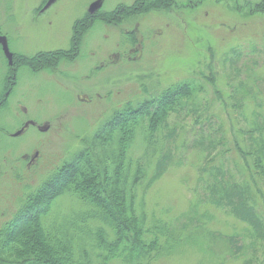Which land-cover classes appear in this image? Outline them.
Listing matches in <instances>:
<instances>
[{"label":"rangeland","instance_id":"rangeland-1","mask_svg":"<svg viewBox=\"0 0 264 264\" xmlns=\"http://www.w3.org/2000/svg\"><path fill=\"white\" fill-rule=\"evenodd\" d=\"M48 1L0 0V93L9 56L67 50L77 20L136 0ZM173 1L168 10H150L120 24L96 22L83 35L76 58L53 69L20 67L17 74L12 70L14 77L9 73V90L0 102V234L24 209L25 198L81 153L83 139L108 128L115 112L151 102L171 86L195 82L203 88L195 100L198 112L168 118L146 170L150 179L155 161L163 160L160 176L140 182L133 202L146 227L166 223L171 235L198 233L204 244H184L152 264H246L252 255L264 264V239L242 238L246 226L211 203L202 181L207 178L203 169L220 163L230 183L245 177L264 221V179L244 168L234 147L237 142L246 150L243 133L251 128V113L259 112L257 103L264 107V15L249 13L260 0ZM26 122L39 130L28 126L13 137ZM169 129L172 137L166 136ZM220 137L214 159L205 161L207 141ZM138 142L129 153L135 158ZM35 152L38 159L28 167L26 158ZM234 163L243 165L244 176ZM77 209L72 199L56 197L48 221ZM234 236L236 246L246 247L243 255L231 254L227 238Z\"/></svg>","mask_w":264,"mask_h":264},{"label":"trees","instance_id":"trees-1","mask_svg":"<svg viewBox=\"0 0 264 264\" xmlns=\"http://www.w3.org/2000/svg\"><path fill=\"white\" fill-rule=\"evenodd\" d=\"M171 6H175L173 0H136L130 6H118L110 12L95 10L87 13L73 24L67 50L39 52L32 57L12 56L16 66L6 65L0 102L11 83L9 73L12 76V68L48 71L61 61L76 58L83 35L96 22L120 24L150 10H168ZM250 6V14L264 15V0ZM200 93L203 94V88L196 86L195 82L171 86L151 102H144L137 108L118 110L106 125L108 128L103 127L83 139L81 153L66 165H61L43 187L26 197L24 209L3 228L0 234V264H152L184 244H204L198 233L195 236L192 232L184 234L185 231H181L178 235H171L166 223L155 222V225L146 227L144 217L137 214L133 202L136 186L147 179L146 170L155 154L156 135L162 128L168 129L166 122L172 114H196L201 105H196L195 100ZM237 107L242 109V106ZM256 107L259 112L251 113V128L243 133L248 135L246 150L241 149L237 142L234 147L244 168L248 167V172L264 179V111H260L264 107L258 103ZM168 134L166 136L172 137L174 130L169 129ZM136 140L139 141L135 148L140 154L138 158L129 154ZM222 140L223 137L209 138L204 146L205 161L214 159L213 152ZM197 144L202 146L204 141ZM226 152L220 151L215 156ZM163 162L155 161V172L147 182L160 176ZM234 166L244 176L241 171L243 165L234 163ZM250 167L254 171L251 172ZM203 171L207 173V178L202 181L206 184L205 190L211 203L246 226L242 238L252 235L253 240L263 241L264 221L254 208L251 188L245 177L240 183H230L224 177L222 163L218 168ZM60 196L72 199L78 209L76 212L71 210L69 216L56 215L48 221L54 200ZM234 238L237 237L227 238L234 249L231 254L243 255L246 247L236 246ZM247 259L249 257L244 261ZM246 264L262 262L255 261L252 255Z\"/></svg>","mask_w":264,"mask_h":264},{"label":"flooded vegetation","instance_id":"flooded-vegetation-1","mask_svg":"<svg viewBox=\"0 0 264 264\" xmlns=\"http://www.w3.org/2000/svg\"><path fill=\"white\" fill-rule=\"evenodd\" d=\"M48 52H49V51H48ZM19 55H20V54H19ZM8 61H9V64H10V65H14V66H16V65H15V62L11 63V62H12V56H9ZM19 69H20V68H19ZM12 70L17 74V71H18L17 68H14V69L12 68ZM13 80H14V78H13ZM4 102H5V97H4ZM28 126H34V127H36V128L38 129V126L35 125L34 122H26L23 126H21L20 129H18L17 133L14 134L13 137H15L16 135H21L22 132H23ZM38 130H39V129H38ZM21 159H23V157H22ZM37 159H38V153L35 152L31 158H26V160H28V162H27V166H28V167L32 166V165L37 161ZM3 160L5 161V159H3ZM0 172H1V169H0Z\"/></svg>","mask_w":264,"mask_h":264},{"label":"water","instance_id":"water-1","mask_svg":"<svg viewBox=\"0 0 264 264\" xmlns=\"http://www.w3.org/2000/svg\"><path fill=\"white\" fill-rule=\"evenodd\" d=\"M54 0H49L48 1V3H47V5H49L50 3H52Z\"/></svg>","mask_w":264,"mask_h":264}]
</instances>
